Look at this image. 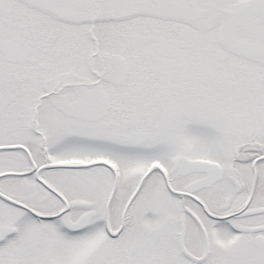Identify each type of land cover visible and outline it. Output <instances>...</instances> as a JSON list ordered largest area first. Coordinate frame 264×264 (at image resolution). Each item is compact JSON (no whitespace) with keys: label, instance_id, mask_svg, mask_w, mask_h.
Returning a JSON list of instances; mask_svg holds the SVG:
<instances>
[{"label":"snow or ice","instance_id":"1","mask_svg":"<svg viewBox=\"0 0 264 264\" xmlns=\"http://www.w3.org/2000/svg\"><path fill=\"white\" fill-rule=\"evenodd\" d=\"M0 264H264V0H0Z\"/></svg>","mask_w":264,"mask_h":264}]
</instances>
